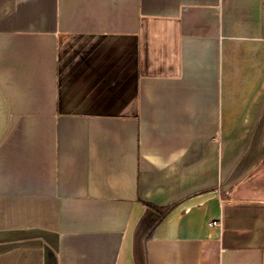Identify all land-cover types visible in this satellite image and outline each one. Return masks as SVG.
Segmentation results:
<instances>
[{"label": "crops", "instance_id": "crops-1", "mask_svg": "<svg viewBox=\"0 0 264 264\" xmlns=\"http://www.w3.org/2000/svg\"><path fill=\"white\" fill-rule=\"evenodd\" d=\"M0 264H264V0H0Z\"/></svg>", "mask_w": 264, "mask_h": 264}]
</instances>
